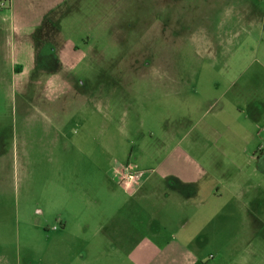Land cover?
Instances as JSON below:
<instances>
[{
	"label": "rangeland",
	"instance_id": "obj_1",
	"mask_svg": "<svg viewBox=\"0 0 264 264\" xmlns=\"http://www.w3.org/2000/svg\"><path fill=\"white\" fill-rule=\"evenodd\" d=\"M253 100L264 0H0V264H194L183 235L203 264H264ZM181 151L223 182L222 217L162 228L149 263L152 209L108 213L107 178Z\"/></svg>",
	"mask_w": 264,
	"mask_h": 264
},
{
	"label": "crops",
	"instance_id": "obj_2",
	"mask_svg": "<svg viewBox=\"0 0 264 264\" xmlns=\"http://www.w3.org/2000/svg\"><path fill=\"white\" fill-rule=\"evenodd\" d=\"M249 108L250 121L255 124L256 129H260L257 122H264V104L253 100L249 102ZM174 153L169 152L162 161L157 164H147L144 167V173L146 171L149 173L147 176L140 177L138 186L140 190L136 194L128 195L125 190V192L122 190L124 185L107 178V181L112 182L109 185L110 194L106 202L108 213L112 209L111 214L121 218L129 208L137 213L152 209V225L156 224V228L153 229L154 241L141 239L142 242H138L139 247H136L137 250L141 249L142 260L143 258L144 261L149 259V263L156 261L161 255L157 247L161 242L159 234L162 228L170 233L181 230L179 234H186L189 231L188 226L200 217V230L205 232L210 220L212 225L216 226L218 219L222 217L225 196L222 194L223 182L210 174V167L207 166L209 164L197 161L187 151H181L179 158L173 159ZM257 167L264 171L263 165L257 163ZM209 175L213 177L209 179ZM252 185L255 188L260 186V184ZM145 203H150V206H145ZM111 221L113 223V219ZM121 221L122 224L117 223L120 225L118 229L121 225H125V220L121 219ZM110 237L113 239L112 236ZM206 242V238L194 240V238L190 239L183 235L181 240L169 241L167 245L169 248L171 245L177 248L178 244L181 250H185L186 255L188 250H191L188 253L189 260H193L194 264H203L199 256L200 252L195 251L194 253L192 248L193 246L201 248ZM136 249L133 253L137 252ZM143 250L146 251L143 252Z\"/></svg>",
	"mask_w": 264,
	"mask_h": 264
},
{
	"label": "built area",
	"instance_id": "obj_3",
	"mask_svg": "<svg viewBox=\"0 0 264 264\" xmlns=\"http://www.w3.org/2000/svg\"><path fill=\"white\" fill-rule=\"evenodd\" d=\"M116 174L119 177L120 183L124 185L128 191H133L135 187L139 186L140 173L135 174V172L130 170L129 166H126L123 170H117Z\"/></svg>",
	"mask_w": 264,
	"mask_h": 264
}]
</instances>
